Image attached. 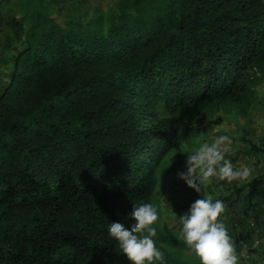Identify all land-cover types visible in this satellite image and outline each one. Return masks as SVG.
Wrapping results in <instances>:
<instances>
[{
  "label": "trees",
  "instance_id": "16d2710c",
  "mask_svg": "<svg viewBox=\"0 0 264 264\" xmlns=\"http://www.w3.org/2000/svg\"><path fill=\"white\" fill-rule=\"evenodd\" d=\"M11 1L0 0V264H130L107 225L130 228L141 203L157 208L164 264H200L177 237L202 195L224 202L238 264H264L248 223L264 219V0ZM220 135L249 174L197 193L177 174Z\"/></svg>",
  "mask_w": 264,
  "mask_h": 264
},
{
  "label": "clouds",
  "instance_id": "9594fccd",
  "mask_svg": "<svg viewBox=\"0 0 264 264\" xmlns=\"http://www.w3.org/2000/svg\"><path fill=\"white\" fill-rule=\"evenodd\" d=\"M229 144L230 137L220 135L212 143L200 145L187 154V170L179 172L178 179L201 193L202 186L212 183L213 179L232 182L246 178L248 170L235 168L232 160L226 158ZM224 212L225 204L221 199L202 195L190 205L186 214L179 217L177 239L183 241L200 264H238L234 242L222 219ZM127 219L132 221L130 228L121 222L107 225L108 236L116 242L120 253L130 264H164V254L154 239L157 236L154 226L158 220L157 208L152 203L133 204Z\"/></svg>",
  "mask_w": 264,
  "mask_h": 264
},
{
  "label": "built area",
  "instance_id": "2783aa9c",
  "mask_svg": "<svg viewBox=\"0 0 264 264\" xmlns=\"http://www.w3.org/2000/svg\"><path fill=\"white\" fill-rule=\"evenodd\" d=\"M264 206V205H263ZM250 231L253 236V249H257L262 244H264V219H260V222H255L254 220H249ZM248 247L243 246V251H247Z\"/></svg>",
  "mask_w": 264,
  "mask_h": 264
},
{
  "label": "rangeland",
  "instance_id": "374dc122",
  "mask_svg": "<svg viewBox=\"0 0 264 264\" xmlns=\"http://www.w3.org/2000/svg\"><path fill=\"white\" fill-rule=\"evenodd\" d=\"M105 3H108V1H105ZM10 6H12L13 8H15L16 7V0H12L11 3H10ZM260 94L261 95H260V98H259V104H261V106L263 107V110H259V111L256 112L257 115H256V118L255 119L258 121L257 123L264 125V92H262ZM212 137H214V136H212ZM204 143H209L210 144L212 142H211V139H208ZM232 147L234 149H236L237 148V144L233 145ZM185 196H186V193L185 192L182 193V198L181 199L183 201H186V198L187 197H185ZM183 204H185V203H183ZM178 208H180V207H177L176 208V206H174V212H175V214H176V212H178V210H177Z\"/></svg>",
  "mask_w": 264,
  "mask_h": 264
}]
</instances>
